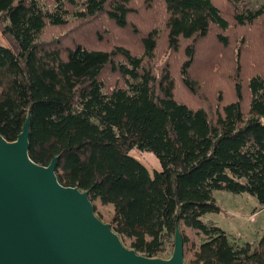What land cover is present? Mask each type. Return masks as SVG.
<instances>
[{
    "label": "trees",
    "instance_id": "16d2710c",
    "mask_svg": "<svg viewBox=\"0 0 264 264\" xmlns=\"http://www.w3.org/2000/svg\"><path fill=\"white\" fill-rule=\"evenodd\" d=\"M159 1L167 47L187 59L160 79L150 65L157 30L137 40L140 50L104 49L102 35L90 40L77 32L103 16L127 29L136 13L132 0H0L9 44L0 43V134L16 142L30 115L32 161L48 166L58 158L60 183L113 206L114 231L140 255L159 257L184 225L205 238L190 264H264V235L254 248L202 220L221 211L219 191L252 196L264 209L263 63L243 83L247 88L239 83L240 59L244 74L254 72V61H264V40L237 50L235 100L221 105L215 122L178 97L179 87L198 90L191 77L197 47L214 33L228 48L232 25L242 31L264 25V3L255 9L252 0ZM225 6L233 11L223 12ZM249 31L243 39L252 37ZM106 74L117 82L109 84ZM133 151L153 154L161 171L151 173Z\"/></svg>",
    "mask_w": 264,
    "mask_h": 264
},
{
    "label": "water",
    "instance_id": "95a60500",
    "mask_svg": "<svg viewBox=\"0 0 264 264\" xmlns=\"http://www.w3.org/2000/svg\"><path fill=\"white\" fill-rule=\"evenodd\" d=\"M30 123L16 142L0 134V264H186L179 228L168 260L126 248L88 192L60 183L58 158L32 161Z\"/></svg>",
    "mask_w": 264,
    "mask_h": 264
},
{
    "label": "rangeland",
    "instance_id": "374dc122",
    "mask_svg": "<svg viewBox=\"0 0 264 264\" xmlns=\"http://www.w3.org/2000/svg\"><path fill=\"white\" fill-rule=\"evenodd\" d=\"M216 1L218 2L219 0ZM252 2L253 7L257 9L264 3V0H252ZM132 5L136 13L129 17L130 26L125 30L116 29L114 24L103 16L96 19V21L94 20L80 27L77 32H79L80 36L86 35L90 37V40L96 39V35L98 34L102 35L101 40H104L102 42L104 49H114L122 44L121 46H130L136 50H140L141 46L137 45L139 44L138 41L149 33L147 31L155 29L158 31V40L155 57L150 64L153 72L160 79L164 70L172 69L171 71H173L174 65H178L180 68L181 64L187 59L181 52L175 54L167 47V37H163L166 31L163 27L165 11L162 1L132 0ZM230 9L233 11L232 6H225L223 12L226 11L230 13ZM133 26L134 28H132ZM135 27L140 34L136 33ZM255 27L256 25L253 27L250 26L249 29L242 31L241 28L232 25L230 31L225 34L230 43L228 48H223L224 46L222 45L220 46L218 40H216L217 36H215L214 33L210 40L207 39L208 41L201 42L202 44L197 47L195 61L191 70L193 74L191 77L197 83L196 88L198 90L192 94L188 91H183L184 89L179 87V94L177 93L179 99L192 108H202L206 110L210 120L215 122L217 119V112L220 110L221 105H223L227 99L235 100V86L236 82H238V65L237 62L235 64L234 61L238 54L237 50L240 49V46L247 45L249 40H251V42L264 40V25ZM248 30H251L247 33L252 35V37L250 36L251 38L248 40L245 38L243 39V33ZM133 34L137 36L134 39L136 40V45L133 44V40H131L133 39ZM79 35L74 37L73 34H69L70 40H73V38L78 40ZM56 36L54 38H56ZM95 41L94 45L102 48L99 43H95ZM1 42L9 47L8 42L2 37L0 29V43ZM185 44H183V46L187 47L190 43L185 42ZM260 50L261 49H257L254 55L260 56ZM241 63L240 59L239 67L241 68L240 74H242V77L239 83H241L242 87L244 85L247 88V85L243 83L248 81L251 76L257 74V70L263 68L264 61L262 60L259 63L258 60L254 61L255 67L253 65L250 67H253L255 71L253 72L251 70L252 68H248L251 70L246 72L248 75L244 74ZM231 66H233V68ZM106 77L109 84H115L117 82V78L113 75L106 74ZM243 94L246 96L244 97L246 101L248 99L247 93L243 91ZM131 155L144 164L151 173L157 171V167L158 170L161 171L160 163L155 156L144 154L139 151H133ZM214 196L216 204L221 211L219 213L206 215L202 220L205 223H211L221 228L227 233L230 240L238 242L239 244L249 243L254 248H257L264 235V209L257 199L246 194L235 195L225 191L216 192ZM93 204L96 215L104 223L112 224L114 215L113 206H104L100 201H95ZM180 231L182 235L187 238L184 247V259L186 264H190L194 260V256L205 238L195 230L189 229L184 225L180 227ZM122 242L126 248L132 249L131 241L123 240ZM173 249L174 245L168 246L167 249L160 253L159 258L164 260L170 259Z\"/></svg>",
    "mask_w": 264,
    "mask_h": 264
},
{
    "label": "crops",
    "instance_id": "0c3cea01",
    "mask_svg": "<svg viewBox=\"0 0 264 264\" xmlns=\"http://www.w3.org/2000/svg\"><path fill=\"white\" fill-rule=\"evenodd\" d=\"M1 43H2V42H1ZM2 44H3V43H2ZM3 45H5V44H3ZM5 46H6V45H5ZM144 154H149V155L154 156L153 154H150V153H144ZM156 170L159 171V170H158V167L156 168Z\"/></svg>",
    "mask_w": 264,
    "mask_h": 264
}]
</instances>
